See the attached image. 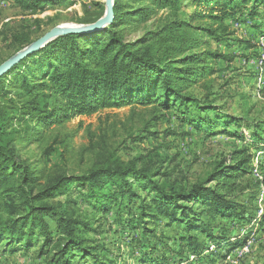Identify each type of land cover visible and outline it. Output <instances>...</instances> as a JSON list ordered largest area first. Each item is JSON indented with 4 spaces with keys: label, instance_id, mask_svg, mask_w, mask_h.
I'll use <instances>...</instances> for the list:
<instances>
[{
    "label": "rangeland",
    "instance_id": "rangeland-1",
    "mask_svg": "<svg viewBox=\"0 0 264 264\" xmlns=\"http://www.w3.org/2000/svg\"><path fill=\"white\" fill-rule=\"evenodd\" d=\"M106 1L48 0L39 10H32L20 1L0 0V66L55 28H85L96 23L106 15ZM153 5L151 0H118L117 13L120 19L112 29V23L108 24L103 28H106L105 31L96 37L98 41L96 48H93V59L109 44L111 30H116L119 40L132 43L144 38L149 32L160 30L174 19L187 18L195 26L211 24L204 19L193 21V17L201 12L218 9L217 5L208 6L198 0H182L177 15L170 7H157L144 19H141L143 15L137 16L139 13L135 11L150 9ZM259 12V15L250 17L243 11L242 17L228 20L234 35L227 44L222 46L210 41L209 49L225 56L216 63L219 73L197 82L189 92L199 97H209L208 101H215L222 106L223 112L233 116L264 121L263 9ZM189 37L193 39L194 35L190 34ZM57 38L42 49L46 48L44 51L47 52L49 48L52 52L58 45L61 54H72L77 51V47L92 48L85 37L74 44L73 41ZM109 54L108 58L118 54L127 59L117 46ZM25 68L9 73L0 82V123H5L3 132L8 136L7 147L15 151L17 161L30 171V182L25 190L30 196H36L37 204H48L58 210L53 219L48 218L50 228H54L53 246L63 233L56 230L57 216L90 222L92 230L83 229L79 236L86 240L82 248L91 249H88V255L75 251L77 255L71 259V264H95L91 254H98L101 264H264L263 152L252 150L256 157L250 176V191H245L237 199L241 204V217L213 221L201 205L194 207L202 213V222L210 225L209 232L216 238L193 232L192 235L205 247L204 253L195 257L183 247L185 245L180 240L186 236L183 224L165 226L166 221L161 218L157 227L155 223L143 226L137 219L135 225L130 226L131 215L124 210L120 215L121 206L116 204L110 207L109 214L99 218L88 206L92 202L88 183H68L85 177L90 170L96 169V165L107 166V158L114 155L125 163L139 159L141 168L159 170L161 176L156 179L159 184L167 190L180 191L207 181L220 163L229 159L242 144L223 134L205 137L182 125L174 113L165 115L149 129L146 125L154 113L143 107L129 105L120 108L100 107L91 114L73 116L66 102L62 110L67 112V120L50 115L46 117L48 119L33 121L25 117L21 109V102L27 97L19 95V92L24 81L41 83L50 72L33 79ZM52 102L49 93H45L36 106L44 108L46 104L49 107ZM63 102L59 100V104ZM155 113L158 116L165 114L163 111ZM10 172V176L0 184V221L7 218L8 214L20 212L16 208L22 202L20 195L12 194L6 199L1 194L5 187L17 184V181L20 184L15 171ZM106 179L100 188L105 191L116 190V181ZM57 183H60L58 189L53 192L46 190ZM132 184L133 190L140 196L150 191L149 188L144 190L140 184ZM137 204L134 201L131 205L135 214H139ZM144 227L151 231L146 233ZM7 242L6 238L0 240V264H54L51 261L53 249L41 252V237L28 249L20 247L10 253L5 247Z\"/></svg>",
    "mask_w": 264,
    "mask_h": 264
},
{
    "label": "trees",
    "instance_id": "trees-1",
    "mask_svg": "<svg viewBox=\"0 0 264 264\" xmlns=\"http://www.w3.org/2000/svg\"><path fill=\"white\" fill-rule=\"evenodd\" d=\"M15 1H20L32 10H39L48 0ZM117 1L114 2V20L110 29L120 19ZM151 1L154 5L150 9L135 11L139 13L137 16L143 15L141 19L151 15L157 7H170L177 15L182 0ZM198 1L208 6H218L216 10L212 8L210 12H201L193 17V21L204 19L211 24L195 26L187 18L174 19L160 30L149 32L144 38L132 43L119 40L116 37V30H111L109 44L102 48L94 59L93 48H96L98 41L96 37L106 28L100 31L68 34L57 39L70 40L74 44L76 40L85 37L92 48L77 47V51L72 54H61L58 45H56L58 49L55 46L52 52L49 48L45 52V48L28 55L0 76L1 82L9 73L21 71L24 67L33 79L50 72L45 77L47 79L41 83L24 81L22 91L19 92V95L27 97L21 102V109L25 112V117L33 121L48 119L46 117L50 115H54L56 119L67 120V112L62 110L66 102L71 107L73 116L91 114L100 107L120 108L129 105L143 107L154 113L146 125L149 129L165 115L174 113L182 125L196 130L205 137L223 134L241 143L242 146L235 149L229 159L222 161L207 181L180 191L167 190L159 184L156 180L161 176L159 170L141 168L139 159L125 163L114 155L107 158V166L96 165V169L90 170L85 177L70 180L68 183V185H72L73 182L77 185L88 183L89 199L92 201L88 206L99 218L109 214L110 207L116 204L121 206L120 215L123 210L131 215L130 226L135 225L137 219L143 226L155 223L157 227L161 218L166 221L165 226L183 224L186 236H182L180 240L185 245L183 247L195 257L201 256L205 247L192 235L193 232L211 239L216 238L209 232L210 225L202 222V213L194 207L201 205L213 221L241 217V204L237 199L245 191H250L252 181L250 176L256 157L252 150L264 153V121L233 116L223 112L222 106L217 105L215 101H208L209 97H199L189 92L197 82L205 81L219 73L216 63L225 56L209 48L211 42L226 45L234 35L228 20L242 17L243 11L250 17L259 15L260 9H263L264 18V0ZM190 34L194 35L193 39L189 37ZM115 46L120 47L127 59L121 58L118 54L108 58ZM198 49L201 51H197ZM137 50H140V53H137ZM106 58L108 60L105 61ZM92 59L93 61L87 62ZM101 60L103 62H100ZM45 93H49L53 102L49 107L45 104L44 108H39L36 104ZM59 100L65 102L59 104ZM158 111L165 114L158 116L155 113ZM4 125L5 123H0V184L10 176L12 170L18 175L17 179L20 178V184L17 181V184L5 187L1 194L6 199L12 194L20 195L22 198V202L16 206L20 212L8 214L7 218L0 221V240L8 239L5 246L7 252H15L20 247L28 249L41 237V252L53 249L51 261L54 264H71V259L77 255L75 251L88 255V249L91 248L87 250L82 248V243L84 244L86 240L79 234L83 233V229L92 230L90 222H80L77 219L72 221L63 218L62 215L57 216L56 230L63 233L53 246L54 228H50L48 218L53 219L55 211L58 210H54L48 204H37L36 196H30L28 190H25L30 182V171L17 161L15 151L7 147L9 140L6 143L8 136L4 135ZM104 178H107L106 181L115 180L117 189L108 191L101 189ZM132 182L134 185L140 184L144 190L149 188L150 191L145 196H140L133 190ZM59 187L60 183H57L46 190L53 192ZM134 201L138 202L139 214H135L131 206ZM148 229L144 227L146 233L151 231ZM92 249L95 251V248ZM91 255L95 259V264H101L98 254Z\"/></svg>",
    "mask_w": 264,
    "mask_h": 264
},
{
    "label": "water",
    "instance_id": "water-1",
    "mask_svg": "<svg viewBox=\"0 0 264 264\" xmlns=\"http://www.w3.org/2000/svg\"><path fill=\"white\" fill-rule=\"evenodd\" d=\"M106 4H107L106 15L100 20H98L96 23L92 25H88L85 28H55L53 29L51 32L47 33L44 37L36 41L32 46L16 54L13 58H11L10 60L2 64L0 66V76H2L4 73L10 70L16 64H18L22 59H24L28 55L44 48L49 42H51L57 37L68 35V34L99 31L103 29L104 27H106L108 24H111L114 20V2L113 0H107Z\"/></svg>",
    "mask_w": 264,
    "mask_h": 264
}]
</instances>
